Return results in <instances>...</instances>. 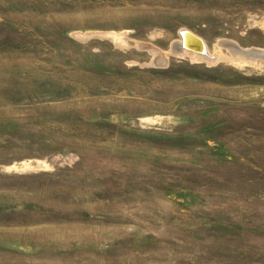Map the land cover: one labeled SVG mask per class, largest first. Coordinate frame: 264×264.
Listing matches in <instances>:
<instances>
[{"label":"rangeland","instance_id":"1","mask_svg":"<svg viewBox=\"0 0 264 264\" xmlns=\"http://www.w3.org/2000/svg\"><path fill=\"white\" fill-rule=\"evenodd\" d=\"M228 43L264 0H0V264H264V56Z\"/></svg>","mask_w":264,"mask_h":264},{"label":"bare ground","instance_id":"2","mask_svg":"<svg viewBox=\"0 0 264 264\" xmlns=\"http://www.w3.org/2000/svg\"><path fill=\"white\" fill-rule=\"evenodd\" d=\"M192 35H195L198 38H194ZM227 45L229 46L230 50L235 54H241V52L245 54L252 53L253 55H251V57L257 59H260V55L264 56V51H258L256 49L251 51L242 50L236 44L233 43H228ZM176 48L177 49H174L173 52L189 53L191 55L197 56L208 55L209 53L204 39L192 33L191 31H184L183 33H181V41L177 44Z\"/></svg>","mask_w":264,"mask_h":264},{"label":"water","instance_id":"3","mask_svg":"<svg viewBox=\"0 0 264 264\" xmlns=\"http://www.w3.org/2000/svg\"><path fill=\"white\" fill-rule=\"evenodd\" d=\"M194 38H198V37H196L195 35H192ZM186 47H187V45H186ZM203 52V51H202ZM240 55H244V56H246V55H249V56H246V57H251V55H253L252 53H248V54H245V53H243V52H241V54Z\"/></svg>","mask_w":264,"mask_h":264}]
</instances>
